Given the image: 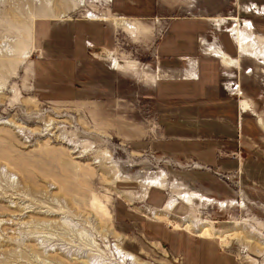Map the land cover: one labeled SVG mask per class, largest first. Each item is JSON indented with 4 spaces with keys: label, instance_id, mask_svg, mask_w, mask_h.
<instances>
[{
    "label": "rangeland",
    "instance_id": "374dc122",
    "mask_svg": "<svg viewBox=\"0 0 264 264\" xmlns=\"http://www.w3.org/2000/svg\"><path fill=\"white\" fill-rule=\"evenodd\" d=\"M230 9L237 18V9ZM159 10L165 19L120 32L115 56L128 70L120 72L123 77L114 72V94L103 102H61L43 99L35 90L34 66L40 54L32 23L39 17H106L109 0H0V264H122L118 247L149 264H188L186 251L178 256L169 241L151 243L144 226L153 222L142 216L140 224L119 225L115 215L121 203L122 208L130 206L124 192L141 195V189L149 188L145 181L158 178L160 171L167 174L170 189L203 195L201 185L191 179L185 185L174 182L183 169L206 172H199L200 178L207 174L209 180L204 182L209 185L213 176L220 194L208 197L236 205L221 208L192 199L195 196L187 197V202L180 200L184 195H176L182 206L169 219L174 228L184 229L188 217L199 227L214 223L217 236H230L222 261L229 256L232 264H264V253L255 252L264 248V143L256 137L258 123L264 130V61L234 54L242 63L237 69L224 67L221 99L194 102L189 114L176 116L179 122L186 120L181 129L199 139L195 143L208 148L213 144L217 158L235 161L234 168L227 171L221 162L213 166L195 157L176 158L157 151L151 145L159 134L149 125L157 107L151 87L160 68L152 56L154 47L170 18L199 17L212 11L199 0H163ZM225 13L215 14L216 24L230 30L233 24L223 22ZM252 15L241 12L240 19L248 21ZM210 31L216 33L211 26ZM224 34L219 32L218 37ZM113 63L119 68L116 60ZM236 85L239 92L234 91ZM240 90L246 99L239 96ZM243 102L250 106L247 127L241 128V141L247 146L236 141L233 148L223 147L215 140L229 131L222 123L229 122L222 120V108L237 109ZM233 118L234 124L239 122V117ZM242 133L239 128L238 141ZM140 181L143 185L138 188ZM164 213L156 214L166 217ZM156 225L169 234L183 233ZM177 240L172 238V243Z\"/></svg>",
    "mask_w": 264,
    "mask_h": 264
},
{
    "label": "crops",
    "instance_id": "0c3cea01",
    "mask_svg": "<svg viewBox=\"0 0 264 264\" xmlns=\"http://www.w3.org/2000/svg\"><path fill=\"white\" fill-rule=\"evenodd\" d=\"M199 2L208 4L209 9L212 10L211 15L170 18V22L154 47L152 56L160 64V68L158 77L155 78L151 87L157 107L154 111V122L150 121L149 125H154L153 131L158 132L159 135L153 138L152 142L154 143L151 146H155L157 151L165 152L176 158L195 157L196 160L213 166L220 165L221 162V168L230 171L235 167L233 166L235 161L226 158V160L218 159L216 149L212 147L213 144L208 148L202 142L195 143L199 139L192 138L189 132L181 129L186 120L181 119L179 122L176 116L189 114L187 113L189 112L188 108L194 102L205 99L210 101L221 99L219 95L222 89V75L226 74L224 67L237 69L241 66L242 59L238 60L237 57H241L243 54L240 52L234 36L230 34L228 27L223 30L216 24V20H218L216 15L219 10L226 12L225 14L228 13L227 16L223 15V22L229 21L230 26L232 24L235 26L237 23L241 29H244L245 22H249L254 33L264 37V0H199ZM161 5H163V0H109V16L106 17L35 19L32 33L34 44L40 54V59L35 62L34 66V86L38 96L46 100L61 102H72L73 100L80 102L102 100L100 102H103L110 97L109 94L115 92L114 87L117 81L113 80L114 72L116 71L117 75L123 77L120 72L128 70L123 69L117 63L118 59L115 56V52L118 51L116 42H118L120 32L130 33L145 21L154 22L165 19L158 14ZM231 6L237 9V18L232 16ZM241 12L254 13L255 16L252 15L253 17L248 21H241ZM117 20L126 21L130 25H118ZM210 26L216 30V33L210 31ZM230 26L229 28H231ZM219 32L225 33L221 35L223 42L218 37ZM234 54H237V57H233ZM111 58H115L119 68ZM143 74H146L145 71ZM108 83L112 84L113 91L108 89ZM225 91L227 90L225 89ZM239 96L246 99L241 90ZM183 104L185 105L182 106ZM245 104L246 102H243V107L240 104L236 109L229 108L230 105L227 103L229 106L222 108L225 115L222 120L229 121L228 124L222 123L228 125V129L225 130L229 131L223 134L222 139L215 140L222 143L223 147L233 148L237 141V143H241V147L245 146L246 148L247 143L244 145L245 142L241 141L243 138L242 129H246L248 123L246 121L250 117L246 116ZM207 110L215 111L214 109ZM233 116L239 120L236 124L232 122ZM178 123L180 124L178 125ZM218 125L220 124L218 123ZM233 125L234 127H232ZM258 125L261 128H258L259 135L256 137L264 143V130L259 123ZM239 128L242 133L240 141L237 136ZM144 129L145 127H143ZM234 129L236 134L233 132ZM179 172L178 176H174V182L185 185L191 179V182L201 185L204 194L189 191L182 193L183 191H179L176 189L177 187L170 189L167 174L160 171L158 172L160 173L159 177L152 179H163L162 186L146 188V192L141 189L139 196L132 197L128 195V192L123 193V197L127 198V200L124 198L126 203H129L130 206L122 208L123 204L121 203L118 206L121 209H115L118 224L136 225L144 220L153 222V224L144 226L151 243L160 244L158 240L161 239L169 241L178 256H182V253L185 254L186 251L185 261L188 264H232L229 256H225L226 260L224 261L220 259L223 257L221 253L224 252L223 248L225 247H222L219 240L208 237L201 238L190 231L174 227L175 231L183 233L169 234L161 225H156V223L167 225L165 220L153 218L157 212H167L166 217L170 219L171 214L182 206L179 201L188 202L187 197L199 195V199L200 196H203L202 198L214 203L220 201L209 198L211 196L219 198L220 194L213 176L211 179H214V182L209 185L204 182V179L208 178L207 174L203 179L200 178L201 173L199 172L204 174L206 172L184 169ZM137 185L139 188L143 184L140 181ZM173 185L171 184V186ZM175 190L178 194L175 193ZM167 191L172 192L171 196ZM180 194L184 195L183 199H174V196ZM174 200H176V204L171 205L173 208L171 206L166 208V205ZM190 201L192 200L190 199ZM241 203L243 202L241 201ZM172 238L178 239V243H172Z\"/></svg>",
    "mask_w": 264,
    "mask_h": 264
},
{
    "label": "bare ground",
    "instance_id": "6f19581e",
    "mask_svg": "<svg viewBox=\"0 0 264 264\" xmlns=\"http://www.w3.org/2000/svg\"><path fill=\"white\" fill-rule=\"evenodd\" d=\"M79 1L80 2H84V0H79ZM39 18L40 19L41 18L50 19V18H47V17H39ZM116 22H117L118 25H123V26H127L129 24L126 21L117 20ZM217 25H219V24H217ZM229 32H230V34H232L234 36L235 41H236L238 47L241 50L240 52H242L243 55L249 56V57L254 58V59H262L264 61V37L256 35L254 33L253 29L251 28V25H250L249 22H247L245 24L244 29H241L239 27V25L236 23L235 26L233 25V27L229 30ZM111 60L115 62L114 58H111ZM224 64H226V63H224ZM244 107L246 108V110H249V108H250L249 104H247V103L245 104ZM8 137H10V136L7 135V136H5V138H1V139H7ZM145 182H147L145 185L148 184V187H150V188L153 187V186H162L164 184L163 179H160V180H158V179H150L149 180L148 179ZM194 196H195V198H192V199H196V198L199 199L198 195L197 196L193 195V197ZM200 200L201 201H205V202L208 201L207 203H214L213 201L207 200V199L202 198V197H200L199 201ZM175 204H176V200L170 201L166 205V208H169L171 205H175ZM215 204L216 203H214L213 205H215ZM217 204L221 208H227L228 206L232 207V206L236 205V203L234 201H232V202H230V201L219 202ZM166 213L167 212L164 213L165 216L167 215ZM154 219H156V220H165L167 222L168 226L174 227V224L167 217H164V215L163 216H158L156 214L154 216ZM185 220H186V222H185L186 224H185L184 230H187V231H190V232H192L194 234H197L201 238L208 237V238L218 239L222 243V247H225V248H227L230 245V244H228V239H229L228 237H230V236H226V237L220 238L219 236L216 235L217 231L214 228V223L211 224V226L206 225L204 227H199L197 221L194 220L193 218L188 217ZM115 234H117V233H115ZM119 238H121V236ZM252 249H254V247ZM117 251H118V254L122 258V264H127V262H130V264H149V263L144 262L141 259L135 257V255L133 256L131 254H128V253L124 252V250L121 247H118ZM255 252L263 255L264 248L261 249V250H257Z\"/></svg>",
    "mask_w": 264,
    "mask_h": 264
},
{
    "label": "built area",
    "instance_id": "2783aa9c",
    "mask_svg": "<svg viewBox=\"0 0 264 264\" xmlns=\"http://www.w3.org/2000/svg\"><path fill=\"white\" fill-rule=\"evenodd\" d=\"M238 89H239V86L236 85V86L234 87V91H237Z\"/></svg>",
    "mask_w": 264,
    "mask_h": 264
}]
</instances>
